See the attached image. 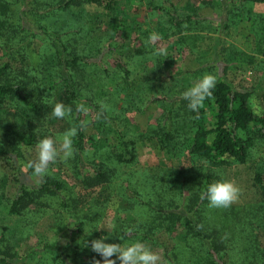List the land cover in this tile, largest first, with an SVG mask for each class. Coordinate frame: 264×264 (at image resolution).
Masks as SVG:
<instances>
[{
	"label": "trees",
	"instance_id": "obj_1",
	"mask_svg": "<svg viewBox=\"0 0 264 264\" xmlns=\"http://www.w3.org/2000/svg\"><path fill=\"white\" fill-rule=\"evenodd\" d=\"M19 1L0 0V45L4 39L11 44L16 41L20 50L24 49V43L30 44L34 38L39 40L41 35L49 36L41 22L46 13L57 8L63 11L93 6L109 16L115 12L114 0H56L55 3L22 0L21 5ZM194 1L192 13L182 19L172 13L167 14V22L172 27L180 26L186 20H197V12L210 7L216 8V22L226 27L232 22L230 14L235 10V4H241L245 18L259 23L260 36L255 50L264 55V10L260 13L251 10V3L264 4V0ZM75 31L68 37L67 45H62L65 58L60 59L58 53H54V60H57L54 76L64 86L63 91L67 95L65 105L72 108L71 115L66 117L71 127L78 129L73 138L74 157L67 162L61 161L70 184L64 185L44 175L39 182L30 185L17 177L13 197L0 198V205L5 206L6 212L20 218L26 225L48 213L54 221L55 232L67 234L60 252L44 254L45 264H82L85 262L83 258L87 260L86 256H90V241L100 237L98 225L105 214L104 205L94 195L96 187L105 188L114 201L122 200L131 212L128 223L116 215L119 226L103 232L106 242L123 246L135 241H156L158 235L163 234L170 241V246L160 242L169 264H264V247L255 246L252 236L258 228H253L254 224L264 226L262 176H254L259 183L261 198L247 209L236 212L232 205L211 208L207 199L200 198L210 183L221 180V168L247 161L252 137L264 139V92L260 107L250 100V91L236 90L223 81H217L203 107L193 112L182 97L186 90H181L171 105L161 108L154 124H148L134 137H126L117 128L125 110L117 109L114 115L110 113L107 89L103 87L110 75L119 73L121 79L128 75L126 66L119 63L126 55L122 53L120 56L121 53L114 48L80 55L75 47H69V39ZM21 54L24 60L26 54ZM10 56L0 65V155L16 168L22 150L33 145L35 133L43 126L47 96L40 85L27 87L22 79V69L25 72L26 69L13 66L12 61L16 59L13 54ZM214 56L215 62L218 61ZM102 58L116 59L115 67H108ZM91 75H96L101 84L99 87L88 84ZM6 100L12 104H4ZM80 103L90 109L87 115L76 111V105ZM102 104L107 106L105 110L101 109ZM89 117L93 118L92 121L88 120ZM82 120L89 121L88 125L95 134H104L106 140L114 137L116 143L98 149L87 147L84 144L86 135L82 131L85 127L80 129ZM252 125H256L252 137H242ZM142 137L154 138L165 155L178 156L184 149L188 155L201 159L202 163L186 166L177 178L136 168L134 172L129 171V167L137 162L135 144ZM2 186L0 183L1 189ZM174 226L179 227L178 233H173ZM244 238L247 241L240 246ZM11 260L18 261L17 264H29V260L24 261L21 255L18 256L17 249L0 235V264H15Z\"/></svg>",
	"mask_w": 264,
	"mask_h": 264
},
{
	"label": "rangeland",
	"instance_id": "obj_2",
	"mask_svg": "<svg viewBox=\"0 0 264 264\" xmlns=\"http://www.w3.org/2000/svg\"><path fill=\"white\" fill-rule=\"evenodd\" d=\"M47 1L56 2V0ZM194 2V0H114L115 12L111 16L93 6L75 7L63 11L57 8L46 13L41 22L49 32V36L41 35L39 40L34 38L30 44L24 43V49L21 50L20 44L16 41H12L11 44L5 39L2 40L0 65L11 57L10 54H13L17 62L12 61V65L24 66L26 69L25 72L21 68L22 79L26 81L27 87L40 85L47 99L43 107L46 116L43 126L35 133L33 145L22 150V156L15 164L16 168L8 159L0 155V183H3L2 189L0 188V198L13 197L17 189V177L30 185L39 182L41 177L34 175L33 169L24 168L27 162L36 159L37 142L46 136L57 138L71 127L67 117L57 119L51 113L55 103L60 102L65 105L67 99L63 84L54 76L57 70L54 53L57 52L60 59L65 58L62 45H67L68 37L75 29V34L69 39V47H75L80 55L94 54L98 49L105 52L106 48L116 49L121 53L120 56L122 53L126 55L122 62L118 61L126 66L129 72L122 78L125 79L122 80L121 75L117 73L108 76L103 85L108 90L105 92L106 99L111 104L108 106L110 113L114 115L117 109L125 110L120 117L123 120L117 128L126 137H134L142 133L148 124H154L161 108L171 105L179 91L190 88L205 73L215 74L217 81H223L236 90L250 91L252 103L262 105L264 55H260L255 50L260 36L259 23L255 24L252 20H247L244 8L238 3L230 14L232 22L226 27H223L221 22H216V8L210 7L201 8L197 12V20L191 22L186 20L180 26L172 27L167 22V14L172 13L182 19L186 14L192 13ZM251 6V10L255 13L264 10L263 3H251ZM152 33H157L160 38L150 41L149 36ZM54 47L55 50L52 49ZM159 49H164V52L160 54ZM23 52L26 54L24 60L21 54ZM214 55L218 57L216 62ZM104 60L108 67H115L116 59H101ZM88 84L93 87L101 85L96 80V75L90 76ZM8 102L12 104L9 100L4 104ZM92 119V117L88 118L89 121ZM255 129L256 125H252L242 137H252ZM82 131L86 135L84 144L91 149H98L107 144L112 146L116 143L114 137L106 140L104 134H95L90 125ZM135 151L137 162L129 167V171L133 172L136 168L147 173L169 174L177 178L186 166L202 163L201 159L188 155L184 149L179 151L178 156L165 155L159 150L154 138H140L135 144ZM256 174L262 176L260 183L264 184V139L252 137L247 161L243 164L233 163L219 170L221 179L233 180L240 188L239 199L232 204L236 207L234 211L247 209L260 200L259 183L254 180ZM46 175L61 181L64 185L70 184L68 174L62 168L59 159L55 164L49 165ZM133 178L135 179V174ZM94 193L105 207L103 220L98 225L100 237H104L103 232L119 226L115 220L116 215L122 221L127 223L130 221L131 212L126 203L122 200L114 201L115 199H111L112 196H108L109 193L102 187H96ZM112 202L114 204L110 206ZM28 224L26 225L18 217L9 215L5 206L0 205V235L17 249V255H21L24 261L28 259L29 264H45L44 254L53 255L60 252L67 234L58 235V232H55L54 221L48 213L31 220ZM253 228L257 229V233L252 234L255 246L264 247V226L259 227L254 224ZM178 231L179 227L174 226L173 233ZM244 241L247 239H242L240 246ZM140 242L160 255L161 264H169L163 255L161 244L170 246L166 236L160 234L156 241ZM89 253L90 256H86L87 260L83 258L86 263L82 262V264H92L93 258L101 259L93 251ZM12 262L19 263L15 260Z\"/></svg>",
	"mask_w": 264,
	"mask_h": 264
},
{
	"label": "clouds",
	"instance_id": "obj_3",
	"mask_svg": "<svg viewBox=\"0 0 264 264\" xmlns=\"http://www.w3.org/2000/svg\"><path fill=\"white\" fill-rule=\"evenodd\" d=\"M160 37L157 33L149 36L150 41H156ZM164 49H159L162 54ZM217 83V76L211 73H205L190 88L182 93L183 99L187 103L189 110L197 112L203 107L206 98L212 95V89ZM106 105H101L105 110ZM76 111L87 115L90 111L83 103L76 105ZM72 108L63 103L57 102L52 108V116L57 119H64L70 116ZM96 118H99V113ZM88 120L80 121V129L88 125ZM77 127H70L57 138L46 136L40 139L36 144V159L29 161L24 168L33 169V174L43 177L47 174L50 164H55L57 160L67 162L75 155L73 147V138L77 135ZM240 196V188L235 181L221 179L208 185L206 192L201 193V200L207 199L208 206L211 208H227L235 203ZM90 234V233H89ZM107 237H100L90 241V249L98 254L101 259L93 258L92 264H161V257L152 251L148 246L140 241H135L128 245L121 243H106ZM115 257V259H113Z\"/></svg>",
	"mask_w": 264,
	"mask_h": 264
}]
</instances>
